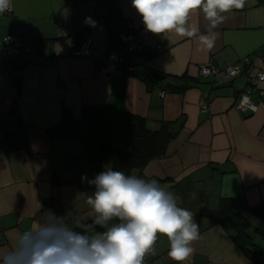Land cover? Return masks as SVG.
<instances>
[{"label": "crops", "instance_id": "0c3cea01", "mask_svg": "<svg viewBox=\"0 0 264 264\" xmlns=\"http://www.w3.org/2000/svg\"><path fill=\"white\" fill-rule=\"evenodd\" d=\"M94 3L11 0V12L0 15V35L17 33L29 48L9 63L0 55V256L46 211L66 217L69 227H75L77 216L91 223L87 198L95 186L89 181L111 168L110 160L98 156V146L130 150V113L145 117L153 129L161 120L181 123L163 157L126 175L156 180L174 194L179 207L192 212L199 239L184 264H264V220L250 210L264 205V80L250 93L258 105L255 112L234 107L239 91L252 86L256 72L264 71V0H246L243 9L224 14L213 30L219 35L211 50L199 41V35L208 34L202 12L189 21L199 30L196 36L164 37L145 29L131 0H98L90 15ZM53 15L57 26L43 23L51 22ZM5 17L30 30L17 31ZM89 18L94 24L86 22ZM128 23L141 39L139 52L127 51L117 39ZM87 35L95 54L72 55ZM112 48L131 66L139 63L165 75H185L190 86L161 96L163 88L150 91L125 72L103 74L104 54ZM209 60L218 67L222 61L244 62V70L232 78L200 75L199 67ZM202 97L208 101L205 109ZM62 106L69 109L75 127L61 122ZM221 198L230 199L249 222L247 231L262 251L259 263L237 245L232 230L214 221L211 214ZM168 250L167 238L158 234L144 264H176Z\"/></svg>", "mask_w": 264, "mask_h": 264}, {"label": "clouds", "instance_id": "9594fccd", "mask_svg": "<svg viewBox=\"0 0 264 264\" xmlns=\"http://www.w3.org/2000/svg\"><path fill=\"white\" fill-rule=\"evenodd\" d=\"M142 17L145 29L167 37L192 38L198 28L189 23L202 12L208 34L199 35L201 46L214 47L218 33L213 31L233 10L245 7L246 0H131ZM11 0H0V15ZM91 22L90 18L89 21ZM94 24V22H91ZM95 191L87 198L93 215L75 217L69 227L66 217L46 211L34 225L16 237L13 249L0 256V264H144L154 252L158 234L169 242L168 257L184 264L194 253L192 243L199 239V225L189 210L177 205L173 193L156 180L107 168L89 181ZM195 196V193H193ZM118 223H111L112 221ZM97 227L104 231H97ZM76 229H80L79 231Z\"/></svg>", "mask_w": 264, "mask_h": 264}, {"label": "trees", "instance_id": "16d2710c", "mask_svg": "<svg viewBox=\"0 0 264 264\" xmlns=\"http://www.w3.org/2000/svg\"><path fill=\"white\" fill-rule=\"evenodd\" d=\"M125 73L141 79L150 91L163 88L165 91H183L190 86L185 75L170 76L154 72L139 63H132V69ZM157 74V77L155 76ZM159 77H162L159 79ZM61 122L76 126L66 106L61 109ZM126 124L129 130L130 150L127 152L112 148L106 144L98 146V156L111 161L113 170L123 171L127 174L131 169H141L149 160L163 157L169 140L173 138L181 123L177 121L161 120L157 128H150L145 117L128 113ZM250 210L260 219L264 220V205H255ZM212 217L221 227L233 231L237 245L254 262L261 261V248L255 244L248 233L249 222L233 208L228 198H221L219 208ZM264 236V232H261Z\"/></svg>", "mask_w": 264, "mask_h": 264}, {"label": "built area", "instance_id": "2783aa9c", "mask_svg": "<svg viewBox=\"0 0 264 264\" xmlns=\"http://www.w3.org/2000/svg\"><path fill=\"white\" fill-rule=\"evenodd\" d=\"M12 10V5L4 14L10 13ZM117 39L120 44L127 51L135 53L139 52L142 48V42L140 37L135 33L131 23H128V29L126 31H119L117 34ZM23 51H29V48L25 47L23 38L17 33H4L0 35V55L4 60L9 63L12 58L17 57ZM72 55L76 56H92L95 54L91 48V36L87 35L81 46L78 49L73 50ZM132 69L131 64L126 60V57L122 55L121 51L117 48H112L106 51L104 54V65L100 69L101 73L112 75V74H122L126 70ZM244 70V62L238 63H227L222 61L221 67L216 66L211 60L199 67V74L202 76H214L217 74L223 75L225 78H232L240 74ZM264 80V71L256 72L255 76L251 79L252 86L245 88L237 94L234 107L240 111H250L255 112L258 108L257 103L251 100L250 93L252 90L256 89V84L259 81ZM165 90H161L160 94L163 96ZM207 99L202 97L200 99V106L202 109L207 107ZM27 153L22 152L20 156L22 158H27ZM1 241V233H0Z\"/></svg>", "mask_w": 264, "mask_h": 264}, {"label": "water", "instance_id": "95a60500", "mask_svg": "<svg viewBox=\"0 0 264 264\" xmlns=\"http://www.w3.org/2000/svg\"><path fill=\"white\" fill-rule=\"evenodd\" d=\"M69 5L72 6V7L76 10V12H77L79 15H81V14L79 13V11L77 10V8H76L75 5H73V4H69ZM97 7H98V0H95V3H94V9H93V12H92L90 15H93V13H94V11L97 9ZM90 15H87V16H90ZM60 17H61L62 22H63V21H64V17H63L62 12H60ZM5 18H6L7 20L11 21V22L15 25V27L17 28V31H20V32H27V31L30 30V29H22L21 27H19L18 24L14 23L10 18H8V17H5ZM43 23H45V24H49V25L57 26V18H56V15H53V16H52V21H51V22H43ZM155 76L157 77V74H156ZM161 78H162V77H159V79H161Z\"/></svg>", "mask_w": 264, "mask_h": 264}]
</instances>
